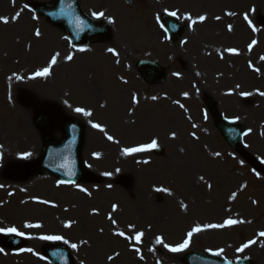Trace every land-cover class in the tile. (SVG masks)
Returning a JSON list of instances; mask_svg holds the SVG:
<instances>
[{"label":"rangeland","instance_id":"1","mask_svg":"<svg viewBox=\"0 0 264 264\" xmlns=\"http://www.w3.org/2000/svg\"><path fill=\"white\" fill-rule=\"evenodd\" d=\"M52 1L0 0V16L10 19L21 12L16 21L0 22V227L15 226L33 237L23 249H33L35 257L42 248L65 246L74 264H183L188 253L214 256L207 250L221 248V256L214 257L231 263L247 257L253 264H264V237L258 235L264 231V96L259 94L264 92V0H132L131 6L124 0H79L87 16L96 19L92 12L102 11L105 16L96 20L110 26V39L90 46L70 44L58 28L33 12ZM164 9H179L174 18L184 29L176 41L165 39L160 27L167 15ZM245 12L255 32L243 19ZM185 14L207 19L190 29ZM109 17L114 23L108 22ZM37 29L39 38L34 35ZM253 40L257 43L249 51ZM230 47L239 55L224 51ZM57 51L61 59L50 77L28 78ZM69 52L73 60H63ZM142 60L162 69V84L148 86L142 81L135 70ZM174 72L180 73L179 78ZM13 73L22 79L10 80ZM133 93L137 105L131 103ZM205 102L220 118L243 129L239 152L223 140ZM75 107H85L93 116L76 113ZM41 117L49 119L47 129L40 127ZM62 119L78 122L83 130L80 159L86 175L73 185H58L59 180L35 169L45 142L62 139ZM89 120L100 123L119 143L108 141ZM248 129L251 132L245 135ZM152 138L158 140V148L121 155V148ZM25 152L31 155L23 157ZM94 152L101 154L98 159ZM216 152L221 155L215 156ZM145 159L148 164L137 163ZM156 188H167L171 194ZM233 192L236 197L229 199ZM112 204L118 205L112 213L116 225L107 218ZM228 218L244 223L196 233L182 252H169L155 242L160 236L174 246L193 227ZM73 221L70 228L64 227ZM25 222L42 227L24 228ZM129 224L144 232L140 244L113 234L123 231L134 236ZM41 235H61L79 247L40 240ZM250 239L257 243L237 253L236 248ZM0 249V264H18L12 258L18 252Z\"/></svg>","mask_w":264,"mask_h":264},{"label":"snow or ice","instance_id":"2","mask_svg":"<svg viewBox=\"0 0 264 264\" xmlns=\"http://www.w3.org/2000/svg\"><path fill=\"white\" fill-rule=\"evenodd\" d=\"M13 2H15V0H13ZM24 8H28V5L25 4L24 5ZM63 11V10H61ZM252 11H255V9L253 8ZM164 12L169 15V16H172V17H177L178 15V12H179V9L177 10H172V11H169L168 9H164ZM21 15V12H16L15 15H13L10 19L8 17H4V16H0V22L4 23V24H8L11 21H16L19 19ZM226 15H236V13L234 12H228L226 13ZM92 16L96 19H100L101 17H104L105 16V13L104 12H92ZM33 19H36L35 16L32 17ZM159 15H157V23H159ZM184 19L188 20L190 23L188 24V27L191 29L192 26L194 24H196L197 22H204L207 17L205 15H199L196 19H194L190 14H185L184 15ZM215 19L219 20L220 17L217 16L215 17ZM243 19L248 23V26L252 29L253 32L256 31V28L254 27L253 23H252V20L249 18V15L247 12L244 13V16H243ZM108 22L109 23H114V20L112 18H108ZM81 25H83V21L80 22ZM86 26V25H84ZM161 28L164 27L163 24L160 25ZM228 30L231 32L233 30L232 28V25H228ZM167 31V30H165ZM34 35L39 38L41 36V32L39 29H37L35 32H34ZM65 39H67V37H65ZM165 39H168L167 36H165ZM181 43H186V41H181ZM257 43V41L253 40L249 45H248V49L249 51L252 50L253 48V45H255ZM79 51L83 52L85 51V49L81 48V49H78ZM107 51L109 53H111L113 56H119V52L116 51V49L114 48H108ZM225 52L229 53V54H235V55H239V51L236 49V48H226L224 50ZM73 54L71 52L67 53L65 56L62 57L63 60L65 61H72L73 60ZM221 58L223 59V56H221ZM61 59V53L59 51L53 53L50 55V58L46 61V64L44 66H41V67H38L37 69H35L33 71V73L28 77L29 79H36V78H47V77H50L52 75V69L54 66H56L59 62V60ZM262 60H264V57H261ZM117 63H119V61L117 60ZM249 67H252V64L251 62L249 63ZM258 70V69H257ZM173 76H176L179 78L180 76V73H177V72H174L173 73ZM13 77H15L16 80H20L22 79L21 76L17 75L16 73H13V76H10L9 79L11 80ZM237 88H239L240 86L237 85L236 86ZM229 95L231 94V92L228 93ZM261 96H264V92H260L259 93ZM182 95L187 98L188 97V93L187 92H184L182 93ZM240 95L242 96H248V95H251L250 93H246V92H242L240 93ZM152 100H157L158 97L156 96H152L151 97ZM131 103L133 105H137L139 104V99L137 97V95L135 93H133L131 95ZM173 103H176V104H179V107L180 108H184V105L183 104H180L179 101H173ZM104 105H101V107H103ZM74 111L76 113H80V114H83L84 116L86 117H91L93 116V112L91 110H86L85 107H75L74 108ZM129 111L131 112V109H129ZM207 117L205 116V119ZM236 120L239 119V117H236L234 118ZM89 124L90 126L93 128V129H97L99 130L101 133L104 134V136L106 137V139L108 141H111L113 143H119L118 140H115L114 137L112 135H109L108 132L106 131V129L100 124V123H96V122H93L91 120H89ZM192 127L193 128H196L197 125L196 124H192ZM251 132V129H248L244 134L247 135L248 133ZM191 135L193 136L194 139H198V137H196V134L195 133H191ZM176 137V133L173 132L171 133V138H175ZM159 147V143H158V140L156 138H152L150 139V141H147V142H144V143H139L137 145H134V146H127V147H123L121 148V155L123 156H133L134 154L136 153H144V152H150L156 148ZM183 151V150H181ZM31 155L30 153H23L22 156L23 157H27ZM93 157L94 158H99L100 157V153L98 152H94L93 154ZM215 156L219 157L221 155V153L219 152H216L214 153ZM137 163H144V164H148L149 161L148 160H143V161H137ZM241 163H243V161H241ZM262 163H264V161H262ZM117 171H119V169H117ZM72 173H69V175H71ZM103 175L105 176H110L111 173L110 172H104ZM200 180H204V177L201 176L199 177ZM58 185L59 184H62V183H65L64 181H58L57 182ZM76 187L79 188V190L81 192H85L86 194L88 195H91V193H88L87 192V189L85 188H82L80 187L79 185H75ZM2 187V186H0ZM108 187H111V185H108ZM207 187L209 189L212 188V185L209 183L207 184ZM243 187V185L241 186ZM155 191L157 192H169V190L167 188H156ZM169 194H171L169 192ZM9 195H11V193H9ZM236 197V193L233 192L231 197H229V199H233ZM35 199V198H33ZM39 203H43V204H47L49 203V201H46V200H39L38 201ZM23 203V201H22ZM255 203V201H254ZM55 206V205H53ZM181 207L182 208H186L187 206L184 205V204H181ZM118 209V205L116 204H112L111 206V212L108 214V220L113 224V225H116L117 224V220L113 218V215L112 213H115ZM95 211V210H93ZM72 223L73 222H68V223H65L64 227L66 228H70L72 226ZM238 223H244L243 220H236V219H232V218H228V219H225L223 223H209V224H205L203 225V227L197 225L195 227H193L190 231H188L186 233V236L185 238L183 239V241L181 243H178L174 246H170L169 244H166L164 243L163 239L160 237V236H157L156 237V240L155 242L157 244H162L164 248H166L169 252H173V253H177V252H182L184 251L186 248L189 247L190 245V242H191V239L193 237L194 234L196 233H199L201 231H204L206 229H223L225 227H230V226H233V225H236ZM24 228H41L42 225L41 224H32V223H28V222H25L24 225H23ZM128 228L130 231H133L135 234L134 236H127L125 234V232L123 231H117V232H114L113 234L114 235H117V236H121V237H124L125 239L127 240H134L135 241V244H140L141 243V238L143 237L144 235V232L143 231H136V226L134 224H129L128 225ZM103 231V229H101V232ZM0 233H3V234H13L15 236H20V237H25L27 239H31L33 237L31 236H28L26 235L25 232L23 231H20L17 227L15 226H12V227H0ZM258 235L260 237H264V231L258 233ZM40 240H45V241H62L64 244L66 245H69V247H71L72 249H77L79 246L78 244L76 243H70L68 239L64 238L63 236L61 235H41L38 237ZM87 241H81V244H86ZM255 243H257L256 240L254 239H250L248 240L247 242H244V243H241L239 247L236 248V252L237 253H243L245 251V249H248L250 246L254 245ZM135 251L136 252H139L140 249L139 248H135ZM207 251H210L212 253V255L214 256H221V254L224 252V249L221 248V249H218L216 251H212L211 249H208ZM0 252H3V249H0ZM20 252H30L32 253L33 255H38V253L34 252L33 249L31 248H27V249H20ZM118 255V254H117ZM41 259H43V257H40ZM245 259H247V257H244ZM113 257L112 256H108V260H112ZM230 264V262H229Z\"/></svg>","mask_w":264,"mask_h":264},{"label":"water","instance_id":"3","mask_svg":"<svg viewBox=\"0 0 264 264\" xmlns=\"http://www.w3.org/2000/svg\"><path fill=\"white\" fill-rule=\"evenodd\" d=\"M63 10V11H61ZM36 13L60 28L71 42H98L107 35V28L88 19L81 11L77 0H54L52 4L36 8ZM83 21V25H81ZM173 21H165L166 27L175 31ZM86 25V26H84ZM176 25V24H175ZM178 28H180L178 26ZM171 31V33H172ZM154 68V67H153ZM155 72H158L154 68ZM42 127L48 126L47 119L42 118ZM216 126L227 144L239 151L242 128L225 122L216 117ZM64 140L58 144L48 142L44 148L39 163L41 172L52 174L69 181L83 179L84 171L80 164L79 153L82 144V128L72 120H63ZM69 173H72L69 175ZM54 264H71L69 253L58 249L52 254ZM185 264H229L220 259L199 253H191L184 258ZM236 264H251L250 261H240Z\"/></svg>","mask_w":264,"mask_h":264},{"label":"bare ground","instance_id":"4","mask_svg":"<svg viewBox=\"0 0 264 264\" xmlns=\"http://www.w3.org/2000/svg\"><path fill=\"white\" fill-rule=\"evenodd\" d=\"M35 86V85H34ZM33 86V87H34ZM37 86V85H36ZM16 262H18V264H34L36 262L32 261V259H29L27 257H23L22 259H16L14 260ZM34 262V263H33Z\"/></svg>","mask_w":264,"mask_h":264}]
</instances>
